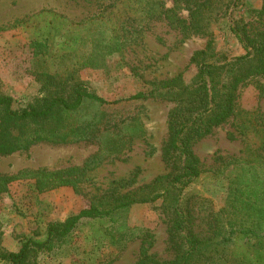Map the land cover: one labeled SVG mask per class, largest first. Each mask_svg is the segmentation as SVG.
Masks as SVG:
<instances>
[{
    "label": "rangeland",
    "instance_id": "374dc122",
    "mask_svg": "<svg viewBox=\"0 0 264 264\" xmlns=\"http://www.w3.org/2000/svg\"><path fill=\"white\" fill-rule=\"evenodd\" d=\"M260 4L261 0H241L236 7H223L210 26L216 51L229 56L244 53L230 33V17L247 19L248 9ZM167 9L187 18V10L176 0H0L2 89L17 103H26L39 93L29 69L62 73L77 62L87 64L78 71L79 78L107 101L145 91L148 81L179 72L186 84H192L197 71L188 65L189 58L208 37L184 34L164 16ZM236 102L239 109L264 116V75L241 85ZM172 106L161 97L107 105L113 122L130 123L134 118L143 131L116 155H99L96 139L37 142L0 155V181L7 180V190L0 193V247L15 251L27 238L41 241L49 223L98 201L110 203L165 174L161 149ZM193 151L206 172L185 197L195 232L206 235L210 213L221 207L232 177L245 182L264 179V150L251 153L229 119L197 141ZM41 170L64 173L72 182L39 188L36 173ZM168 237V218L160 201L133 204L113 213L112 220H83L60 248L42 254L41 264H98L109 256L110 264H135L143 253L169 260L175 253ZM224 255L231 263L264 264V237L237 235Z\"/></svg>",
    "mask_w": 264,
    "mask_h": 264
},
{
    "label": "trees",
    "instance_id": "16d2710c",
    "mask_svg": "<svg viewBox=\"0 0 264 264\" xmlns=\"http://www.w3.org/2000/svg\"><path fill=\"white\" fill-rule=\"evenodd\" d=\"M176 1L187 10V18L176 17L172 9L165 10L164 16L174 20L184 34L208 37L206 45L189 58L188 65H194L197 71L192 84H186L183 72H179L170 78L148 81L150 87L145 91L107 101L79 78L78 71L87 64L77 62L62 73L29 69L28 74L39 84V93L20 104L3 91L0 80V155L26 150L37 142L68 144L92 139L99 144V155H116L134 134L143 131L134 118L130 123L124 119L113 122L106 113L107 105L153 97L173 104L167 114V139L161 149L168 169L165 174L110 203L98 201L49 223L41 241L27 238L15 251L0 247V264H41L42 254L60 248L83 220H112L113 213L133 204L157 201L168 218V241L175 255L160 260L143 253L135 264H241L231 263L224 255L234 238L264 237V179L245 182L240 176L232 177L224 188L221 207L210 213L206 235L195 232L192 209L185 197L186 190L206 172L193 145L213 128L232 119L235 131L243 137L247 149H252L251 153L264 150V116L258 111L239 109L236 102L241 85L264 75V0L260 7L248 9L247 19L230 17V33L244 50L230 56L215 50L210 26L219 20L224 6L236 7L241 0ZM71 182L58 171L36 173L39 188ZM6 190L7 180L2 179L0 193ZM112 261L109 256L98 264Z\"/></svg>",
    "mask_w": 264,
    "mask_h": 264
}]
</instances>
